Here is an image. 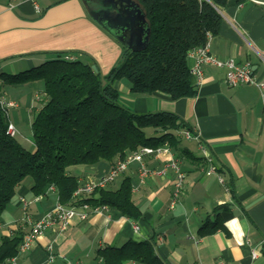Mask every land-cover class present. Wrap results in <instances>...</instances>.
Segmentation results:
<instances>
[{"label":"crops","instance_id":"1","mask_svg":"<svg viewBox=\"0 0 264 264\" xmlns=\"http://www.w3.org/2000/svg\"><path fill=\"white\" fill-rule=\"evenodd\" d=\"M87 3L16 0L11 9L9 0H0V73H19L54 59L55 52H71L92 58L107 75L120 60L123 45L91 17ZM221 13L222 27L209 38V53L222 61L251 63L254 78L264 83L260 56L264 54V0H228ZM195 62L189 57L190 68ZM203 70L201 83L191 75L198 94L178 100L161 92L134 94L127 79L115 84L123 106L139 114L174 113L199 136L184 139L186 153L173 151L186 173L174 207L175 173L148 176L140 182L139 165L134 163L109 188L118 189L125 178H131L133 188L137 186L134 201L142 210L139 219L114 208L93 212L86 220L74 218L65 229L46 232L29 250L2 264H102L99 249L129 240L151 241L165 264H264V87L229 86L226 67L208 64ZM0 92L5 100L17 103L8 114L17 135L27 122L33 128L35 114L46 103L43 81L7 84ZM167 158L148 157L147 165L160 169ZM110 168L111 163L102 161L71 166L68 173L82 182ZM33 185L34 179L26 178L0 216V245L5 237L30 230L27 216L40 219L59 201L57 190L37 195ZM217 217L223 227L200 234L203 223Z\"/></svg>","mask_w":264,"mask_h":264},{"label":"trees","instance_id":"2","mask_svg":"<svg viewBox=\"0 0 264 264\" xmlns=\"http://www.w3.org/2000/svg\"><path fill=\"white\" fill-rule=\"evenodd\" d=\"M136 1L146 14L150 39L139 52L123 46L120 60L107 75L92 58L85 54L75 57L71 52H55L54 59L19 73H0V91L7 84L41 80L46 96L33 120L34 151L7 133L9 115L0 105V216L28 177L34 179L37 195L55 187L59 200L70 205L75 203L74 192L80 184L77 176L68 173L71 166H94L102 161L114 165L144 147L168 145L180 154L188 151L180 132L193 130L180 116L171 112L136 113L120 103L115 84L127 79L138 95L161 92L173 100L196 96L189 53L219 34L224 19L221 10L228 0ZM133 192L132 180L127 177L118 189H98L85 202L109 206L137 220L142 210ZM222 227L219 217L208 219L200 234ZM22 240L21 234L3 239L0 264L20 253ZM98 257L102 264H165L151 241L129 240L121 246H105L99 249Z\"/></svg>","mask_w":264,"mask_h":264},{"label":"built area","instance_id":"3","mask_svg":"<svg viewBox=\"0 0 264 264\" xmlns=\"http://www.w3.org/2000/svg\"><path fill=\"white\" fill-rule=\"evenodd\" d=\"M15 1L16 0H9V8L13 9L15 7ZM35 7L38 11H40L38 4H36ZM208 49L209 43L207 42L205 45L197 47L191 50L189 53V57L196 59L194 66L190 68V74L195 76L198 83H201L203 80V66L212 64L227 68L225 80L226 83L231 87L253 83H256L260 87H264V83H258L254 78V69L251 63L247 62L240 64L234 59L222 61L211 55ZM260 56L264 61V54H260ZM0 105L4 111L9 114V109L15 108L17 103L14 101L5 100L3 97H0ZM7 133L11 136L17 135V129L14 123L9 122ZM180 135L188 140L199 139L198 134L188 129L182 130ZM160 156H168V158L164 160L163 167L160 169L149 168L147 165V158H159ZM134 163L139 165L140 182H144L145 178L148 176L167 175L170 171L175 173V189L171 203V207H174L183 189L186 173L180 168L179 161L174 157L173 150L170 146L165 145L158 148L144 147L139 151L128 154L124 159H121L114 165H111L110 170L106 174H103L100 177L89 178L86 181L80 182L77 190L74 192L75 203L67 205L59 200L55 207L42 218L34 220L30 216H27L26 219L31 225V228L23 235L19 252H25L29 250L36 239L48 231L54 228L65 229L68 223L74 218L86 220L93 212H103L104 210H108L110 208L109 206H93L89 202H85V199L93 196V194L98 189L108 188L112 183L115 182L121 173L126 172L128 168ZM214 171L215 170L213 168L210 172L213 173ZM221 182H224L223 178H221ZM50 189L56 190L55 187H51ZM28 206L29 203L25 202L24 207L26 210ZM253 256L257 257L256 251L253 252Z\"/></svg>","mask_w":264,"mask_h":264},{"label":"water","instance_id":"4","mask_svg":"<svg viewBox=\"0 0 264 264\" xmlns=\"http://www.w3.org/2000/svg\"><path fill=\"white\" fill-rule=\"evenodd\" d=\"M91 17L123 46L134 52L146 48L151 29L146 14L136 0H88ZM94 70H98L93 65Z\"/></svg>","mask_w":264,"mask_h":264},{"label":"rangeland","instance_id":"5","mask_svg":"<svg viewBox=\"0 0 264 264\" xmlns=\"http://www.w3.org/2000/svg\"><path fill=\"white\" fill-rule=\"evenodd\" d=\"M34 119V118H33ZM28 150H35V143L33 141V128L31 123H25L21 129L19 134L16 137ZM185 139V138H184ZM185 141V140H184ZM185 144V142H184ZM32 178V177H29ZM120 178L116 181L115 185H118Z\"/></svg>","mask_w":264,"mask_h":264}]
</instances>
